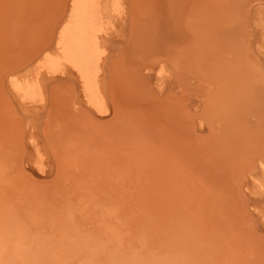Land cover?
I'll list each match as a JSON object with an SVG mask.
<instances>
[{"label":"bare ground","instance_id":"1","mask_svg":"<svg viewBox=\"0 0 264 264\" xmlns=\"http://www.w3.org/2000/svg\"><path fill=\"white\" fill-rule=\"evenodd\" d=\"M0 264H264V0H0Z\"/></svg>","mask_w":264,"mask_h":264},{"label":"water","instance_id":"2","mask_svg":"<svg viewBox=\"0 0 264 264\" xmlns=\"http://www.w3.org/2000/svg\"><path fill=\"white\" fill-rule=\"evenodd\" d=\"M105 119V118H104Z\"/></svg>","mask_w":264,"mask_h":264}]
</instances>
